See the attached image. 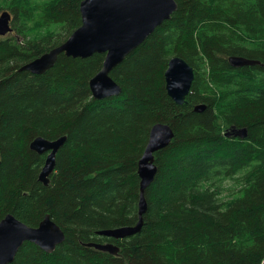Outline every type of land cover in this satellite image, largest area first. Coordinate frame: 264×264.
<instances>
[{"label": "trees", "instance_id": "1", "mask_svg": "<svg viewBox=\"0 0 264 264\" xmlns=\"http://www.w3.org/2000/svg\"><path fill=\"white\" fill-rule=\"evenodd\" d=\"M81 2L0 1L14 17V35L0 36V221L11 213L37 227L49 214L65 233L51 253L25 242L10 264H264V0H176L111 71L122 91L104 99L89 81L105 53H62L45 73L21 70L82 24ZM174 56L195 73L183 105L166 89ZM231 56L260 64L236 67ZM159 122L174 137L155 153L142 229L98 235L138 222V162ZM63 135L45 185L47 155L30 143Z\"/></svg>", "mask_w": 264, "mask_h": 264}, {"label": "water", "instance_id": "2", "mask_svg": "<svg viewBox=\"0 0 264 264\" xmlns=\"http://www.w3.org/2000/svg\"><path fill=\"white\" fill-rule=\"evenodd\" d=\"M176 0H82L80 12L82 24L68 39L46 51L21 67L35 74L48 71L57 62L60 54L72 57H89L94 53H105L102 68L89 81L95 99L119 95L122 88L111 77V71L132 52L165 20L177 10ZM12 15L5 10L0 14V36L13 31ZM229 62L236 67L260 64L258 60L231 56ZM195 73L193 67L182 57L174 56L165 72L168 95L183 105L191 91ZM196 111H204L205 105H197ZM238 136L246 137L247 129H240ZM174 137L172 127L167 123H156L144 153L138 162L140 176L139 220L135 225H126L97 231L98 235L124 239L140 232L144 215L148 209L145 196L147 187L157 173L155 153L169 145ZM66 136L48 139L35 137L30 148L39 154H47L39 180L45 185L55 170L56 155L64 145ZM65 240L62 228L47 214L37 227L29 226L13 214H7L0 221V264L14 261L18 250L27 242H33L46 252H53ZM85 245L98 250L118 254L119 247L113 243L89 242Z\"/></svg>", "mask_w": 264, "mask_h": 264}, {"label": "rangeland", "instance_id": "3", "mask_svg": "<svg viewBox=\"0 0 264 264\" xmlns=\"http://www.w3.org/2000/svg\"><path fill=\"white\" fill-rule=\"evenodd\" d=\"M0 1H1V0H0ZM4 10H6V9H4V8L0 9V14H1ZM12 24H13V21H12ZM33 33H39V32H38L37 30H34ZM10 35H14V34L11 32V33L7 34L6 36H10Z\"/></svg>", "mask_w": 264, "mask_h": 264}, {"label": "bare ground", "instance_id": "4", "mask_svg": "<svg viewBox=\"0 0 264 264\" xmlns=\"http://www.w3.org/2000/svg\"><path fill=\"white\" fill-rule=\"evenodd\" d=\"M37 157V156H36ZM45 157V156H44ZM2 160V159H1ZM41 182V181H40ZM97 240V239H96ZM199 258V257H198Z\"/></svg>", "mask_w": 264, "mask_h": 264}, {"label": "flooded vegetation", "instance_id": "5", "mask_svg": "<svg viewBox=\"0 0 264 264\" xmlns=\"http://www.w3.org/2000/svg\"><path fill=\"white\" fill-rule=\"evenodd\" d=\"M13 19H14V17H13ZM13 21V20H12ZM12 24V23H11ZM13 26V25H12Z\"/></svg>", "mask_w": 264, "mask_h": 264}]
</instances>
